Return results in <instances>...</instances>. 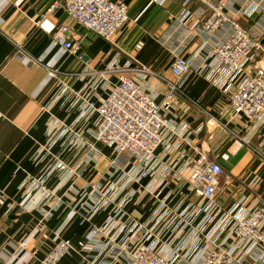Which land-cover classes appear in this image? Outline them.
Instances as JSON below:
<instances>
[{"label": "crops", "instance_id": "1", "mask_svg": "<svg viewBox=\"0 0 264 264\" xmlns=\"http://www.w3.org/2000/svg\"><path fill=\"white\" fill-rule=\"evenodd\" d=\"M51 1L0 0V264H37L56 236L72 244L57 264H89L95 258L92 249L79 251L75 242L83 240L91 228L101 226L111 207L99 209L85 220L84 211L78 207V193L89 184H98L103 191L119 173L110 165L115 158L113 149L93 137L95 116L79 115L75 94L87 89L93 101L101 100L116 80L114 72L97 77L110 63L121 67L135 61L172 79L169 64L174 49L189 58L201 44H212L224 33L214 40L199 31L203 20L196 16L203 8L200 0H187L192 15L184 26H176L175 22L184 0H121L126 4L127 19L108 42L67 18L61 7L63 0L39 18ZM222 1L229 14H239L246 4L258 2L261 8L248 17L240 14L238 21L264 38V0ZM61 24L67 26L63 36L78 46L75 53L63 50L53 39ZM26 56L39 63H29ZM48 68L60 73L50 74ZM91 83H95L93 88ZM150 85H157L156 80H151ZM181 88L202 108L227 123L230 130L246 134L245 119L231 115L226 95L203 76L188 72L181 80ZM161 96L157 95V101ZM176 114L174 121L185 122L189 130L203 126L206 120V115L194 106L178 108ZM54 120L61 124L59 130L67 129L59 138H54L58 131L52 128ZM186 136V143L170 139L171 144H179L170 154L156 148L157 159L162 158L164 165L171 166L173 162L179 166L183 160L177 157L178 151L184 150L188 157L191 145L200 146L222 170L216 192L220 206L246 193L258 195L264 202V163L245 145L217 127L203 126L199 134ZM256 140L253 137L251 143ZM57 161L65 166L63 170L55 168ZM188 172L185 170L176 180L167 176L161 190L154 187L155 183L150 185V176L130 184L129 191L133 193L125 203L123 220H147L155 198L165 197L168 205L182 197L194 201L187 189ZM42 178V184L30 189L29 197L21 202L25 186ZM46 193L51 196L48 201ZM103 261L97 257L95 264Z\"/></svg>", "mask_w": 264, "mask_h": 264}, {"label": "built area", "instance_id": "2", "mask_svg": "<svg viewBox=\"0 0 264 264\" xmlns=\"http://www.w3.org/2000/svg\"><path fill=\"white\" fill-rule=\"evenodd\" d=\"M186 2H182L175 17L176 26H184L192 15ZM200 2L203 8L196 13L203 17L199 31L214 40L219 33L224 32L223 36L212 44H201L189 58L174 49L169 64L172 79L135 61L121 67L110 63L102 72H95L98 78L116 73L115 82L101 100L93 101L87 89L75 94L79 115L95 116L93 137L113 149L115 158L110 165L119 173L103 191L98 184H89L78 193V207L84 211L85 220L99 209L111 207L102 225L91 228L83 240L75 243L79 251L92 249L96 253L89 264H95L97 257L104 258L101 264H264V202L259 196L242 194L228 205L220 206L216 192L222 170L200 146L191 145L188 157L184 150L178 151L177 157L183 160L179 166L173 162L171 166L164 165L162 158L157 159L154 154L158 147L163 154H170L179 146L177 142L171 144V138L186 143L187 134L197 135L205 126L227 130L264 163V38L238 21L240 14L248 17L261 6L250 2L239 14H229L222 0ZM57 6L58 0H52L39 18ZM61 7L71 21L108 42L127 19L126 4L121 0H63ZM66 30V25L58 26L53 39L72 54L78 46L63 36ZM16 47L21 51L19 45ZM26 57L29 63H39ZM191 71L226 95L231 115L243 117L248 124L246 134L230 130L227 123L184 93L181 80ZM48 72L60 73L56 68H48ZM151 80H156L157 85H150ZM94 85L91 83L90 87ZM160 94L162 98L157 101ZM190 106L206 115L204 125L191 130L185 122L174 121L178 108L187 110ZM51 125L57 129L61 126L56 121ZM66 131V128L58 129L54 138ZM253 137L257 138L255 144L251 143ZM55 168L63 170L65 166L57 161ZM187 169V189L194 201L182 197L168 205L165 197L155 198L147 220H123L125 203L133 193L129 191L130 184L150 176L153 180L150 185L155 183L154 187L161 190L167 176L179 179ZM42 181L43 178L25 186L21 202ZM45 197L47 201L51 198L48 193ZM71 249L69 239L56 236L37 264H57Z\"/></svg>", "mask_w": 264, "mask_h": 264}, {"label": "rangeland", "instance_id": "3", "mask_svg": "<svg viewBox=\"0 0 264 264\" xmlns=\"http://www.w3.org/2000/svg\"><path fill=\"white\" fill-rule=\"evenodd\" d=\"M66 239H67V238H66ZM75 243H76V242H75ZM40 258H41V257H40ZM40 258H39V259H40ZM57 263H58V262H57Z\"/></svg>", "mask_w": 264, "mask_h": 264}]
</instances>
